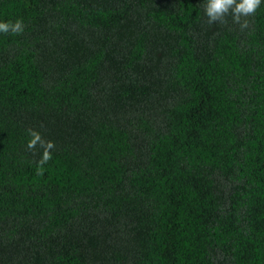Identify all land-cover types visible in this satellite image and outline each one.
<instances>
[{
  "label": "trees",
  "instance_id": "trees-1",
  "mask_svg": "<svg viewBox=\"0 0 264 264\" xmlns=\"http://www.w3.org/2000/svg\"><path fill=\"white\" fill-rule=\"evenodd\" d=\"M16 19L0 264H264V4L241 29L203 0H0Z\"/></svg>",
  "mask_w": 264,
  "mask_h": 264
},
{
  "label": "clouds",
  "instance_id": "clouds-1",
  "mask_svg": "<svg viewBox=\"0 0 264 264\" xmlns=\"http://www.w3.org/2000/svg\"><path fill=\"white\" fill-rule=\"evenodd\" d=\"M264 4V0H203V12L207 17V22L212 24L214 22H225V17L231 15L233 21L240 25L241 29L248 27V20L242 18L253 15L259 6ZM25 25L22 19H16L13 21H0V34H13L20 35L24 32ZM156 81L166 84L165 77L162 75ZM29 136L31 139L27 143V148L33 150L39 146L43 149L42 156L37 161L38 174L43 172V166L52 159V150L55 148V144L52 141H45L42 139L39 132L29 130Z\"/></svg>",
  "mask_w": 264,
  "mask_h": 264
}]
</instances>
